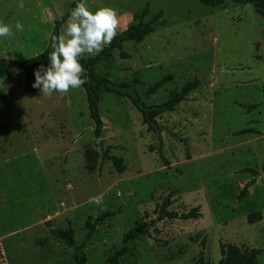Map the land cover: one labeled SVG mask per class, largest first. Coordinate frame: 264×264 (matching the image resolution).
<instances>
[{
	"label": "rangeland",
	"instance_id": "rangeland-1",
	"mask_svg": "<svg viewBox=\"0 0 264 264\" xmlns=\"http://www.w3.org/2000/svg\"><path fill=\"white\" fill-rule=\"evenodd\" d=\"M73 1L23 0L20 8V0H0V23L13 31L0 37V58L20 61L45 51L54 22ZM82 3L93 13L101 7L115 9L117 35L137 24L133 15L145 8L143 22L162 14L143 41L123 44L127 58L116 52L113 68L100 67L101 74L116 81L138 78L140 95L172 75L149 96V105L164 102L194 78L199 85L158 119L157 133L147 130L125 97L105 93L97 144L82 88L47 97L39 89L25 92L20 70L1 78L0 241L9 264H74L72 250L49 230L71 226L79 244L87 232L85 222H94L104 211L114 215L86 242V264L107 262L121 248L125 233L155 218L152 239L130 242L120 264H217L220 243L260 249L258 263L264 264V20L252 6L229 0L214 8L198 0ZM17 22L23 31L15 29ZM248 105H255L249 113L243 107ZM242 130L251 132L237 134ZM87 147L98 154L92 172L84 167ZM105 149L122 158L123 173L101 161ZM169 194L170 209L181 213L199 206L201 217L161 219L157 208ZM97 196L102 205L90 202ZM254 211L262 213V220L250 224L247 215Z\"/></svg>",
	"mask_w": 264,
	"mask_h": 264
},
{
	"label": "trees",
	"instance_id": "trees-1",
	"mask_svg": "<svg viewBox=\"0 0 264 264\" xmlns=\"http://www.w3.org/2000/svg\"><path fill=\"white\" fill-rule=\"evenodd\" d=\"M83 0H74L71 3L70 10L65 13L60 20L54 22V27L49 38L48 47L42 53L25 59V60H10L0 58V79L9 76L13 69L24 72V84L23 89L29 94H35L38 89L33 88L32 84L35 81L34 70L41 64L47 66L49 61V55L52 51L50 47L51 37L59 36L60 27L64 24L71 15V11L76 7L77 4L82 3ZM200 4L207 7H218L225 4L227 0H198ZM233 4L239 5H250L253 10L264 20V0H229ZM148 14V9H143L140 13L134 14L133 18L139 20L137 24L129 25L125 30L116 35L112 43L105 46L103 50L95 55L82 56L80 62L86 69L87 82L81 87L85 93L87 107L90 118L93 123V133L96 139L101 137L103 128V122L99 113V103L105 93L125 97L132 106L141 114L142 122L147 126V130L152 133H157L159 130L158 119L166 113L173 112L176 107L184 102L188 95L193 92L199 85V81L194 78L193 80L187 81L181 86L179 90L170 92L167 100L159 104L147 103L149 96L153 95L157 90L163 87L167 82L172 80V75L168 74L163 76L159 81L149 86L142 95L139 94L138 87L142 86L143 83L136 77L130 82L116 81L99 72L100 67L113 68L114 55L118 52L120 58H127L128 54L123 49L125 42H141L149 34L153 32L154 26L157 24L158 19L161 17V12H158L150 20L143 22L142 20ZM264 68V55L261 58ZM264 93V81L262 85ZM245 111L249 113L255 105L243 106ZM2 112L0 110V131L4 128L1 123ZM251 132V130H242L237 134H243ZM254 132V131H253ZM255 133V132H254ZM84 167L87 171L92 172L97 167L98 154L97 152L87 147L83 152ZM101 161L110 162L112 167L118 172L123 173L125 166L121 157H117L110 153L109 149H105L101 153ZM167 163V162H166ZM243 172H249L252 176L258 174L257 170L244 168ZM260 171L264 174V159L261 163ZM252 182H247L241 188L237 195V200L241 201ZM173 204L171 194L166 196L162 202L158 205L157 215L161 219H180L190 220L198 219L201 217L199 206L190 209L187 212H175L170 207ZM114 214L109 211L101 213L94 222L88 219L85 222V229L87 230L84 240L79 244H75L74 240V229L71 226L67 228H51L49 223L46 225L50 227V235L53 239L61 241L67 247L72 250V258L74 264H86L87 257L85 253L86 242L89 241L96 228L104 223V221L112 217ZM262 220V213L260 211H254L247 215V222L253 224ZM157 223V219L144 220L139 223L131 231H128L122 236L121 248L108 258L107 262L103 264H120L121 260L129 253L130 248L128 244L133 241H141L145 238L152 239L151 230ZM221 258L217 264H259L258 256L261 254L260 249H243L233 244H222L219 245ZM202 252L200 256L202 257Z\"/></svg>",
	"mask_w": 264,
	"mask_h": 264
},
{
	"label": "clouds",
	"instance_id": "clouds-1",
	"mask_svg": "<svg viewBox=\"0 0 264 264\" xmlns=\"http://www.w3.org/2000/svg\"><path fill=\"white\" fill-rule=\"evenodd\" d=\"M17 6L23 8V0ZM119 26L120 20L115 9L101 7L93 13L84 3L77 4L71 11L65 31L51 37L50 63L47 67L41 64L34 70L32 87L47 97L53 93L63 96L71 89L81 88L87 82V76L80 58L85 54L95 55L110 45ZM15 29L23 31V25L17 22ZM12 35V27L0 23V37ZM90 202L102 205L103 198L93 197Z\"/></svg>",
	"mask_w": 264,
	"mask_h": 264
},
{
	"label": "built area",
	"instance_id": "built-area-1",
	"mask_svg": "<svg viewBox=\"0 0 264 264\" xmlns=\"http://www.w3.org/2000/svg\"><path fill=\"white\" fill-rule=\"evenodd\" d=\"M0 264H9L8 257L5 253V250L3 248L1 241H0Z\"/></svg>",
	"mask_w": 264,
	"mask_h": 264
},
{
	"label": "water",
	"instance_id": "water-1",
	"mask_svg": "<svg viewBox=\"0 0 264 264\" xmlns=\"http://www.w3.org/2000/svg\"><path fill=\"white\" fill-rule=\"evenodd\" d=\"M97 144H99V139H97Z\"/></svg>",
	"mask_w": 264,
	"mask_h": 264
}]
</instances>
